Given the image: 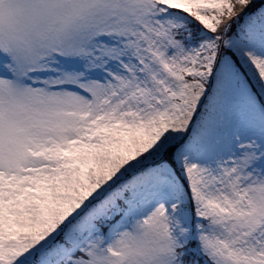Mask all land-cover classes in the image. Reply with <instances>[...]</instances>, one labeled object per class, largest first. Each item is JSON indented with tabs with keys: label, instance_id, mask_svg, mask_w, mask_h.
Instances as JSON below:
<instances>
[{
	"label": "snow or ice",
	"instance_id": "snow-or-ice-1",
	"mask_svg": "<svg viewBox=\"0 0 264 264\" xmlns=\"http://www.w3.org/2000/svg\"><path fill=\"white\" fill-rule=\"evenodd\" d=\"M0 264H264V0H0Z\"/></svg>",
	"mask_w": 264,
	"mask_h": 264
}]
</instances>
